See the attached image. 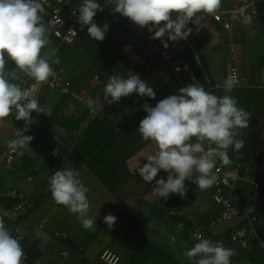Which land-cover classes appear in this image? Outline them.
I'll use <instances>...</instances> for the list:
<instances>
[{"label":"crops","instance_id":"obj_1","mask_svg":"<svg viewBox=\"0 0 264 264\" xmlns=\"http://www.w3.org/2000/svg\"><path fill=\"white\" fill-rule=\"evenodd\" d=\"M97 2L104 5V0ZM230 2L222 0L219 10L229 8ZM81 3L82 0H65L66 7ZM254 8V13L232 22L229 28L208 22L193 29L189 35L193 50L183 46L179 52L190 69L176 74L161 61L150 39L153 33L114 14L110 7L96 15L99 26L109 25L102 42L92 39L80 25L74 43L51 40L49 47L57 49L60 59L58 65H52L54 70L69 79L73 89L86 88L92 99L101 96L103 110L93 111L89 105L43 84L35 98L48 111L32 113L37 123L30 125L24 135H31L33 140L27 147L18 148L16 161L9 169L1 163L4 145L25 124L14 117L0 124V218L13 237H21L22 264H87L105 249L118 255L117 264H192L183 253L198 242L192 235L195 227L203 238L223 241L234 249L232 264H264V0H255ZM44 9L46 25L49 11L45 5ZM229 43L237 48L243 77L230 95L237 99L238 107L250 113V120L237 137L244 141L243 147L238 152L228 150L232 164H218L225 172L238 170L240 178L233 195L246 204L249 180L261 183L262 206L255 210L252 222L243 214L219 220L220 208L210 188L199 190L189 180L185 181L184 197L171 194L164 200L152 192L155 180L147 184L135 171L155 151V145L143 140L137 131L146 116L143 105L154 107L161 99L179 94L180 88L197 81L213 94L225 95ZM125 46H130L127 51ZM150 56L157 62L153 68H148ZM14 67L8 60L6 71ZM129 70L149 83L155 99L133 94L111 108L103 102L104 86L110 75L127 78ZM17 75L12 82L20 87L32 80L22 72ZM192 142H196L195 138ZM72 167L80 170L89 188V214L96 219L94 229H84L65 206L55 203L48 190V178L56 170ZM166 177L162 170L156 179ZM11 189L21 191L27 200L25 211L16 217L12 214L16 199L6 195ZM107 214L117 218L111 229L104 222ZM180 223L183 227L178 230ZM240 228L245 231V246L231 239Z\"/></svg>","mask_w":264,"mask_h":264},{"label":"clouds","instance_id":"obj_2","mask_svg":"<svg viewBox=\"0 0 264 264\" xmlns=\"http://www.w3.org/2000/svg\"><path fill=\"white\" fill-rule=\"evenodd\" d=\"M44 4L45 0H0V124L9 117L24 121L25 127L17 130V138L9 142L21 148L33 140L31 135H24L30 125L37 123L32 113L39 115L48 110L12 81L18 79L19 71L37 83H46L56 75L52 65L60 63L57 49L49 47V27L43 22ZM221 5L222 0H104L101 6L97 0H82L77 7V21L81 30L87 27V34L102 42L109 25L99 26L94 17L110 7L114 14L154 33L150 39L160 40L167 48V41L188 39L192 32L188 24L194 17L215 16ZM129 47L125 46V51ZM8 60L15 67L6 71ZM126 75L127 78L110 75L103 89V102L113 104L133 94L155 99V91L139 74L129 70ZM237 82L235 75H229L223 81L226 94L217 96L197 81L180 88L179 94L161 99L154 107L143 105L146 116L139 122L137 131L143 140L155 145V151L147 156L138 173L147 184L155 180L154 194L164 200L171 194L184 197L186 180L199 190L209 189L217 182L218 162L222 166L232 164L228 150L233 148L238 152L243 147L244 141L237 137L250 120V113L238 107L237 99L230 95ZM87 103L93 111L103 110L101 96L90 98ZM193 138L196 142H192ZM162 170L167 173L166 179H156ZM48 190L55 203L65 206L84 229L96 227V219L89 214V188L83 183L80 170L73 167L56 170L48 178ZM116 219L112 214L104 216L109 229ZM182 227V223L177 225L178 230ZM196 239L198 242L183 253L192 264H232L235 250L226 247L223 241H212L202 235ZM23 259L20 241L0 218V264H22Z\"/></svg>","mask_w":264,"mask_h":264},{"label":"built area","instance_id":"obj_3","mask_svg":"<svg viewBox=\"0 0 264 264\" xmlns=\"http://www.w3.org/2000/svg\"><path fill=\"white\" fill-rule=\"evenodd\" d=\"M229 8L225 10H219L215 16H208L204 14H198L193 18V21H190L188 27L192 30L198 28L208 22H217L222 25L223 28H229L231 23L244 17L248 13H254V3L255 0H230ZM49 11L46 25L49 27L50 39L56 42H65V43H74L79 35L78 31V6L80 4H72L68 7L65 6V0H45L44 4ZM73 10H76V14H73ZM95 23L98 24V16L94 17ZM87 30V27H85ZM154 34V33H153ZM167 41V35L164 37ZM155 47L157 48L158 54L161 61L166 62L170 65L173 73H180L183 71H189V63L184 59L183 56L179 54L183 46H187L193 50L191 38L188 37L187 40H181L177 42L167 41L168 47L164 48L160 40L151 39ZM229 51V75H235L237 81L243 80V77L240 75L239 71V57L237 53V48L235 44H228ZM150 65L148 68H153L157 63L153 56L148 58ZM56 75L49 79L46 83H37L33 79L25 82L21 87L24 90L26 95H29L33 98L36 97L41 86L46 85L47 89L55 90L59 94L68 95L74 100L88 105L87 101L91 98V94L86 88L73 89L72 84L69 79L63 77L60 73L55 71ZM94 79L98 80V75H94ZM190 79L195 81V76L190 74ZM122 99V98H121ZM121 101V100H120ZM120 101L109 104L111 108L118 106ZM17 136H12L4 145L3 157L1 159L2 165L9 169L12 167L16 161V156L19 146L10 144V141H13ZM219 169L217 174V182L210 188L211 195L214 203L220 208L219 220L226 221L235 217L237 214H243L248 222H252L256 219L255 210L262 206V198L260 195L261 183L255 179H250V191H249V203L246 204L243 201L235 197L234 188L235 182L240 178L238 170L232 171L233 175L226 176L223 168L217 164ZM135 171L138 172V168H135ZM213 171H216L214 169ZM234 196V198L231 196ZM6 195L16 199V203L13 206L12 214L13 216H18L21 212H24L26 209L27 200L25 195L18 190L11 189L6 192ZM245 231L244 229H236L232 235L231 239L238 242L241 246H245L244 238ZM192 235L196 238L201 236L198 228H193ZM19 241L21 239L20 235L15 236ZM118 255L114 252L105 249L95 260L89 261L87 264H117Z\"/></svg>","mask_w":264,"mask_h":264}]
</instances>
